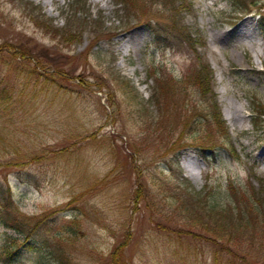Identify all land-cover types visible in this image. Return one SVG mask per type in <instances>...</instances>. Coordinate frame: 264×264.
<instances>
[{"label": "rangeland", "instance_id": "1", "mask_svg": "<svg viewBox=\"0 0 264 264\" xmlns=\"http://www.w3.org/2000/svg\"><path fill=\"white\" fill-rule=\"evenodd\" d=\"M43 1L0 0V264H264V225L225 248L185 206L264 220V0Z\"/></svg>", "mask_w": 264, "mask_h": 264}, {"label": "trees", "instance_id": "2", "mask_svg": "<svg viewBox=\"0 0 264 264\" xmlns=\"http://www.w3.org/2000/svg\"><path fill=\"white\" fill-rule=\"evenodd\" d=\"M232 5H238L245 7L248 3L247 0H229ZM252 1V4L258 3L259 0H250ZM250 3V2H249ZM259 8L262 9L264 8V5L261 4V6H258V14H259V24L264 31V13L259 12ZM173 33H176L172 29ZM151 32L154 33L155 37L158 39V36L162 35V33L155 28ZM169 34V33H168ZM188 80L191 81V83L194 86H197L201 90V94L204 96L205 92H203L202 89H206L210 91V81H211V70H209L208 67H203L199 69H194L191 71V74L188 76ZM162 84V82H160ZM166 84V83H165ZM167 85V84H166ZM133 90V93L135 94V90L133 87H131ZM136 95V94H135ZM214 97V96H213ZM215 101V100H214ZM216 105V104H215ZM208 107V112L205 114V118L208 119L209 125L212 127L211 130L213 131H221L222 134L226 130L225 122L221 118L220 111L216 108L214 109L212 104H207ZM206 107V109H207ZM260 111L254 112V115L258 118L261 116ZM204 118V117H203ZM200 146L203 149L206 147V145L200 144ZM209 148H213L212 145H207ZM215 149V148H214ZM205 155V152H204ZM234 187L230 186V189L232 190ZM7 194L6 190L3 191ZM2 192V193H3ZM198 193V192H196ZM241 194V193H240ZM239 194V195H240ZM243 195H246V193H242ZM241 194V195H242ZM234 195L235 198V205H236V212L232 211L234 207H227L224 209H217V206L214 204H211L208 208L205 210L202 208L201 211L200 209H192L191 206L185 205L186 210H187V218L189 220H192L195 222L196 225H199L205 229H207L210 234L214 237L215 239H218L221 241L223 244H225L226 247H231L227 243L233 244V245H238L240 243V237L244 234H246L247 229H253L252 231H256L258 229L261 230L260 225H264V220H260V209L258 206L255 204L254 201H249V197L247 196L245 199L238 198V195ZM8 200V196L0 198L1 200ZM3 203V206H7V202ZM0 224L4 225L6 228H11L15 230L17 233H25V236L28 237V233L26 232V228L24 229L23 225L17 224L14 222V220H10L6 217L4 214H0ZM76 223L75 221H69L66 222L62 225V230L64 232H67L69 234H73L77 232L76 228ZM261 233V232H259ZM248 235H251V232L248 233ZM6 241L9 242L11 245L10 248H5V252L11 254L12 253V248L14 246H17L16 242L18 241L17 237H13L10 235H6ZM7 244V243H6ZM24 244V243H23ZM116 249V248H115ZM224 249V248H223ZM236 250H239L238 247L235 248ZM234 249V250H235ZM63 252H60L59 254V259L58 264H67V261L65 259V256H63ZM112 256H115V252L113 250Z\"/></svg>", "mask_w": 264, "mask_h": 264}, {"label": "bare ground", "instance_id": "3", "mask_svg": "<svg viewBox=\"0 0 264 264\" xmlns=\"http://www.w3.org/2000/svg\"><path fill=\"white\" fill-rule=\"evenodd\" d=\"M45 1H46V2H52L53 0H45ZM45 1H43V4H46ZM92 1H93L94 3H97V2H100V1H102V0H92ZM226 33H227V32H226ZM226 33H224V35H225ZM125 42H126V41H124L123 47L125 46ZM119 48H121V46H119ZM237 110L239 111L240 109L237 108V107H236V109H235V108L233 109L232 118L235 117L234 114H237V113H236ZM186 172H187V174H188L189 176H192V175H193V172H192L191 169L189 168V164L186 166Z\"/></svg>", "mask_w": 264, "mask_h": 264}]
</instances>
